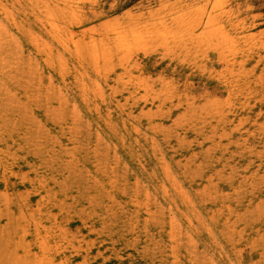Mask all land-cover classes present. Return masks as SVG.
<instances>
[{
	"label": "rangeland",
	"instance_id": "1",
	"mask_svg": "<svg viewBox=\"0 0 264 264\" xmlns=\"http://www.w3.org/2000/svg\"><path fill=\"white\" fill-rule=\"evenodd\" d=\"M0 264H264V0H0Z\"/></svg>",
	"mask_w": 264,
	"mask_h": 264
},
{
	"label": "bare ground",
	"instance_id": "2",
	"mask_svg": "<svg viewBox=\"0 0 264 264\" xmlns=\"http://www.w3.org/2000/svg\"><path fill=\"white\" fill-rule=\"evenodd\" d=\"M147 60V59H146Z\"/></svg>",
	"mask_w": 264,
	"mask_h": 264
}]
</instances>
